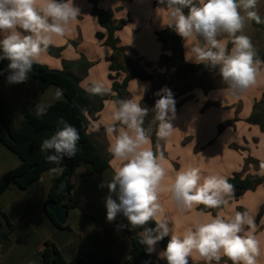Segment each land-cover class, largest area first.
I'll return each instance as SVG.
<instances>
[{
	"label": "crops",
	"instance_id": "1",
	"mask_svg": "<svg viewBox=\"0 0 264 264\" xmlns=\"http://www.w3.org/2000/svg\"><path fill=\"white\" fill-rule=\"evenodd\" d=\"M156 1L99 0L98 6L103 10H113L116 20H129L116 33L120 44L128 49L130 56L148 60L154 64L157 72L163 73L166 69L157 67L158 62L163 53L171 55L172 52L165 50L156 34L169 28L164 24L167 23L169 12L164 5H155ZM74 4L80 8L81 14L71 24L70 33L53 38L49 46L52 52L47 49L43 53L41 64L50 69L63 70L64 61L73 62L84 57L92 64L91 67L86 72L80 68L72 70L79 85L85 80L102 79L112 92L113 82L109 78L110 63L107 58L113 54V50L106 43L107 31L99 25L97 17L92 15L91 3L87 0H74ZM182 47L185 57L187 49L183 39ZM56 49L60 51L56 52ZM124 77L125 74L121 73L118 81ZM151 84L135 78L129 82L128 90L141 103ZM139 86L146 89L143 97ZM227 87L209 90L201 86L193 88L187 94L189 98L176 111V118L172 121L176 129L170 137L156 145L157 156L162 157L160 163L166 171V177L161 182L160 203L172 221L169 226L174 227L177 234L182 233L186 226L194 224L201 212L199 206L180 210L170 197L168 185L181 168L197 167L204 175H220L227 180L234 175L242 178L263 175L261 168L248 164L247 159L251 157L257 162H264V130L259 125L249 124L247 119L252 115L255 103L264 94V64L261 65L256 84L243 93L232 95ZM57 89L60 88L54 85L44 87L42 82L30 78L26 83L15 85L7 83V79H1L0 102H3L14 124L20 126L26 114L37 116V105H44L47 110L55 102L64 100V94L59 99L56 97ZM113 102L105 101L96 119H90L88 133L101 149L107 150L108 147L105 126L110 122L115 106ZM228 121H234L233 125L219 132V125ZM149 147L153 151L152 141ZM20 163L19 157L0 143V180ZM116 164L111 156L108 169L90 176L77 170L68 179L70 194L77 206L67 208L60 201L68 211L64 225L58 224L47 208L50 192L62 174L51 175L47 170L26 188L9 185L0 194V264H43V253L48 244L54 245L66 262L76 258L90 263L103 258L125 262L132 250L131 238L128 234L119 233L113 222L107 221L105 197L109 191L106 186L99 187L102 182L111 180ZM62 166L65 167L64 164ZM251 166L257 167V170ZM113 198L116 197L113 195ZM263 205L264 183L229 199L228 205L218 211L226 217L236 212H247L252 216L254 235L260 242L258 264H264V214L260 215ZM164 249L158 242L152 253L153 259L161 264H167L166 260L159 257ZM189 262L208 264L195 252L189 257ZM211 264L216 262L212 261ZM219 264L232 262L222 257Z\"/></svg>",
	"mask_w": 264,
	"mask_h": 264
},
{
	"label": "clouds",
	"instance_id": "2",
	"mask_svg": "<svg viewBox=\"0 0 264 264\" xmlns=\"http://www.w3.org/2000/svg\"><path fill=\"white\" fill-rule=\"evenodd\" d=\"M159 3L169 12L164 24L184 41L185 62L218 70L232 95L256 84L264 61L256 58V50L244 29L250 21L264 24L257 11L258 0H159ZM80 14L74 0H0V60L9 62L7 83H26L33 66L42 62V55L53 38L70 33L71 24ZM222 35L231 39L230 50L225 40L218 39ZM81 87L90 95H115L102 79L85 80ZM138 88L143 97L145 87ZM62 94L57 89L58 99ZM155 95L159 99L152 109L141 106L135 97L113 102L115 106L105 130L107 152L117 164L111 180L99 185L109 191L105 197L107 221L114 222L118 215H123L128 223L117 225L118 230L129 226L130 230L143 229L138 233L139 242L147 254L153 253L155 245L170 236L166 248L159 253L167 264H189L194 252L208 264L212 261L219 264L222 257L232 264H258L260 242L254 235L253 218L247 212L226 217L222 212L213 216L201 211L196 222L180 234L169 226L172 221L160 203L166 171L160 163L162 157L155 155L149 145L152 125L156 126L158 139L170 137L176 129L172 124L176 118V101L167 87ZM150 111L153 117L146 128L145 119ZM45 112L44 105L36 106L37 116ZM58 124L61 127L40 145L46 161L57 165L49 169V174L56 176L64 171V158L76 156L80 140L76 127L63 119ZM260 168L264 174V162ZM168 192L180 210L199 205L219 209L228 205L233 185L224 176L204 175L197 167H187L175 173ZM150 221L155 227H145Z\"/></svg>",
	"mask_w": 264,
	"mask_h": 264
},
{
	"label": "trees",
	"instance_id": "3",
	"mask_svg": "<svg viewBox=\"0 0 264 264\" xmlns=\"http://www.w3.org/2000/svg\"><path fill=\"white\" fill-rule=\"evenodd\" d=\"M92 4V15L97 17L99 25L107 31L106 43L111 46L113 54L107 58L110 63L109 78L112 80V93L115 95L107 94L104 96L90 95L84 91L79 85L78 78L72 74L74 68H80L86 72L91 63L84 57L80 60L63 62V70L50 69L47 66L39 63L33 66L32 72L29 74L30 79L37 80L43 83V86L54 85L59 87L65 99L55 102L51 105L41 116H34L32 114H26L24 120L20 126H16L10 117V114L5 110L3 102H0V143L5 145L9 150L16 154L21 160L20 165L6 173L0 180V194L4 192L11 184H15L20 188H26L29 184L38 180L44 171H47L57 165L50 164L45 159V153L40 151V145L46 138H50L55 133L58 127L60 119L65 120L72 126L76 127L80 140L77 143V154L74 158L65 157L63 160L64 171L62 176L55 181V185L50 192V200L62 201L67 208H74L77 204L73 201L71 194H58L56 192L58 184L65 177L69 178L77 170H82L83 175L90 176L96 175L109 168V162L111 155L104 148H99L92 140L88 133L90 126V119H96L98 113L104 108V102L107 100H120L130 99L132 95L128 90L129 82L132 79H139L145 82L155 83L158 78L162 79V87H167L165 83L170 79V71L168 68L169 60H178L182 65V69L186 75H200L202 77H210L218 70H209L207 66L198 65L195 63L185 62L184 51L182 47V38L178 36L171 28L162 30L156 34L157 39L165 43L171 41L172 56L168 57L162 55L160 62L165 67L164 73H153L146 70L142 65V58L132 57L128 54V49L120 44L116 33L122 30L129 22L128 19L116 20L114 18L113 10H103L98 4L99 0H87ZM155 5H161L159 0L155 2ZM187 13V9L184 10ZM260 26V24H258ZM50 52L52 49L47 48ZM60 49H56L59 52ZM256 58L264 61V54L260 51L256 52ZM7 60H0V80L7 79L9 74ZM121 73L125 74L122 81H118ZM205 90L211 88H219L220 85L214 87H204ZM159 89V90H160ZM154 91L149 92L146 98L141 101V106H146L149 109L154 107L155 101L159 99ZM174 99H176L174 97ZM176 111L179 108L178 104H175ZM86 112V114H85ZM153 113L150 111L149 115L145 119L144 126L147 128L152 120ZM249 124L259 125L264 130V94L260 101L254 105L252 115L247 119ZM234 121H228L219 125V132L223 131L226 127L233 125ZM151 141L153 144V152L158 155L156 145L162 139H158L156 135V126L152 125ZM248 164L258 165L260 168L261 163L255 161L251 157L247 159ZM228 182L233 185V193L230 198L238 197L243 193L256 189L259 185L264 183L263 175H250L242 178L239 175H234L228 178ZM223 208V206L221 207ZM219 209L205 208L203 205H199V210L205 213H211L215 215ZM52 217L53 215L49 213ZM264 214V205L260 210V215ZM127 220L123 215H118L113 222L115 228L117 225H127ZM145 227L153 228L155 223L150 221ZM118 230V229H117ZM121 234H128L131 238L132 250L129 258L121 263L112 258L96 259L90 263L82 258H76L71 262H66L61 256L57 248L48 244L43 253V264H161L153 259V255L146 253L144 245L140 244V237L138 233L143 229H131L130 226L118 230ZM170 237H165L159 243L162 247L166 248ZM190 264V262H189Z\"/></svg>",
	"mask_w": 264,
	"mask_h": 264
},
{
	"label": "rangeland",
	"instance_id": "4",
	"mask_svg": "<svg viewBox=\"0 0 264 264\" xmlns=\"http://www.w3.org/2000/svg\"><path fill=\"white\" fill-rule=\"evenodd\" d=\"M257 11L258 14L261 16V18L264 19V0H258ZM128 18L131 20L130 16ZM244 34L250 37L256 52L260 51L264 54V24H260L259 26L258 24L255 23V21H250L247 23L244 29ZM218 39L225 40L227 48L229 50L231 49L232 43L230 38H228L226 35H222L221 37H218ZM163 45L165 50L169 49L172 52L173 43L171 41H167L163 43ZM162 55H166V54L163 53ZM166 56L170 57L172 56V54ZM141 63L145 68L153 70L152 71L153 73H159L157 72L158 70L154 69L155 67L154 64L149 62L148 60L142 59ZM157 67H164V66H162L161 62L159 61ZM168 68L171 77L169 81H167V83L165 84L167 88H169L172 91L173 97L176 98L175 99L176 104H178L179 106H181L189 98L187 97V94L195 87H199L201 85L210 88L216 85L227 86V84H225V82L220 77L219 73H216L210 77H202L200 75H186L182 69V65L176 59L168 61ZM162 83H163L162 79L158 78V80L155 83L151 84V88L149 92L154 91L153 92L154 94L158 92L160 87H162ZM149 92L147 93V95L149 94ZM184 142H187V140H185ZM170 149L171 151L173 150V148ZM251 167L257 170V167L255 166H251ZM247 168L248 167H246V169Z\"/></svg>",
	"mask_w": 264,
	"mask_h": 264
},
{
	"label": "water",
	"instance_id": "5",
	"mask_svg": "<svg viewBox=\"0 0 264 264\" xmlns=\"http://www.w3.org/2000/svg\"><path fill=\"white\" fill-rule=\"evenodd\" d=\"M68 176H65L59 183L56 192L58 194H69L70 186L68 183ZM48 210L54 215L56 221L60 225H64L67 222L68 211L67 208L57 200H50L47 204Z\"/></svg>",
	"mask_w": 264,
	"mask_h": 264
}]
</instances>
